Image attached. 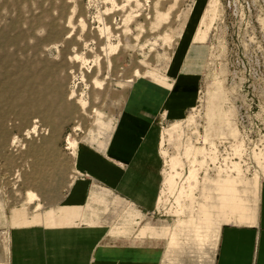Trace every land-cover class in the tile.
Wrapping results in <instances>:
<instances>
[{
	"label": "rangeland",
	"instance_id": "rangeland-1",
	"mask_svg": "<svg viewBox=\"0 0 264 264\" xmlns=\"http://www.w3.org/2000/svg\"><path fill=\"white\" fill-rule=\"evenodd\" d=\"M103 1L0 0V264H5L7 238L11 245V232L16 229L12 215L35 216L58 207L80 176L74 160L79 144L110 135L134 84L153 81L169 87L166 70L176 66L189 48L190 55L180 64L191 63L189 70L199 73L197 103L183 120L160 122L164 173L172 172L169 161L180 157L184 145L203 148L208 158L215 143L217 161L206 163L211 177L228 159L224 167L238 163L244 178L258 177L257 195L264 185V0H177L176 9L158 29L151 28L155 12H163L175 0L162 7H155V0H139L138 10L131 2L130 32L120 35V40L118 35L112 37L110 45L118 48L106 56L101 49L107 41L98 37L103 26L95 15L105 8L115 11L116 4L125 0H115V5ZM114 14L111 29L121 19L120 13ZM107 58L112 60L109 70ZM216 79L221 82L220 93L213 91ZM181 81L193 82L189 77ZM227 109L233 111L231 121L239 134L224 140L217 131L219 114ZM190 116L195 117L193 126L187 121ZM176 123L181 132L170 143L164 130ZM195 126L199 137L192 134ZM69 140L76 141L75 151ZM239 141L244 145L242 153L235 151ZM181 162L182 168L175 169L181 177L170 184L163 177L155 211L146 217L110 195L92 201L110 214L103 222L105 234L111 229L112 236L127 237L136 249L144 248L136 250L137 257L145 251L153 264H214L220 230L217 241L214 228L200 230L201 242L183 230L174 247L168 245L179 220L176 199L188 171V163ZM198 176L203 177V172ZM28 192L36 197L29 205ZM257 195L243 224L253 220ZM194 197L200 201L198 190ZM180 203L183 212H189L187 194ZM34 204L41 208L35 210ZM131 213L138 215L134 222L128 218ZM181 219L186 220V215Z\"/></svg>",
	"mask_w": 264,
	"mask_h": 264
},
{
	"label": "crops",
	"instance_id": "crops-1",
	"mask_svg": "<svg viewBox=\"0 0 264 264\" xmlns=\"http://www.w3.org/2000/svg\"><path fill=\"white\" fill-rule=\"evenodd\" d=\"M191 49L183 51L180 62ZM180 62L166 70L169 87L153 81L133 85L105 140L79 144L74 160L80 176L58 207L35 216L12 215L16 229L11 232L9 264H153L143 250L137 257L142 247L136 249L127 237L112 236L111 229L105 234L103 222L110 214L92 200L110 195L143 217L155 211L164 170L160 122L183 120L197 103L199 73L189 70L191 63ZM185 77L192 84H183ZM256 201L258 212L255 208L251 223L221 227L214 264H264V185ZM137 216L128 218L134 222Z\"/></svg>",
	"mask_w": 264,
	"mask_h": 264
},
{
	"label": "bare ground",
	"instance_id": "bare-ground-1",
	"mask_svg": "<svg viewBox=\"0 0 264 264\" xmlns=\"http://www.w3.org/2000/svg\"><path fill=\"white\" fill-rule=\"evenodd\" d=\"M114 1L115 0H104L103 3L110 2L113 5H115ZM131 2L134 3L133 5L135 8L134 7L133 8L138 10L137 8H139L140 6L139 0H125L120 5L116 4L115 11L113 9H112L113 11L109 10L105 8L104 6L105 9L102 11L99 8L102 12L99 10L100 12L97 14V16L95 15V17H97V21L100 22L103 26L101 27V29H98L96 27V29H98V32H99L98 37L100 39H105L107 41V43L105 42L106 46L104 45L105 46L104 49L102 48L104 46L102 47L100 46L105 56L110 55V53L113 51L115 52V50H117L118 48L117 47L118 45L117 46L113 44L110 45L109 41L112 37L117 38V35H118L119 38L117 39L120 40V35L125 36L128 32H130L127 25H128V22H130L129 19H131V16H132L129 13V10H131V4H130ZM164 2L167 3L168 0H155L154 1L155 7L157 6L162 7ZM176 3H177V0L171 3L169 7L163 12L160 10L158 12H155L154 23L151 24V28L158 29L161 27L162 24H165L170 18L171 12L174 9H176ZM110 6L111 5H109L108 8ZM115 12L120 13L121 19L119 23L115 24L116 25L115 29L113 28L111 29L110 26L108 25H111L115 21L116 19V14H114ZM82 21L83 20H81L79 24L82 23L81 25L85 28L86 23L83 24ZM120 25L121 27H119ZM82 29L83 28L81 27L82 32H84L83 30H86V28L83 30ZM116 44H121V43L116 42ZM72 57L73 56H71V59H74ZM106 63L108 67L107 69L109 70V66H112L111 64L112 60L107 58ZM44 73H48V69H45ZM135 73L138 74L137 71ZM42 80L43 79H41V82ZM93 81L96 85L99 84L98 83L99 81L97 80H93ZM128 82H131V81H128ZM220 83L221 82L217 81V79L214 81V85H216V88H214L213 90L214 92H218V93L222 92V89L217 87L220 85ZM219 115L221 118V122H220V125H218V131H217L218 136L224 140L226 136H229L235 139L239 133L231 121L233 117V111L232 110L229 111L228 109L227 111L223 110V112L221 111ZM194 118L195 117L190 116L189 119L187 120L188 123H190L192 126L195 123ZM164 132H165L167 141L171 143V140L173 139V137L175 135H177L178 137L181 131L179 129V124H175V125H172L170 128H168L167 130H164ZM198 133L199 132L196 127L195 132L192 134H196L199 137L200 135ZM165 136L161 135L162 137L161 139L164 140ZM207 140L208 139L206 138L202 139V141H204L205 143L207 142ZM67 143L71 150H74V151L76 150L77 144L75 140H72V141L69 140ZM243 146H244L243 143H240L239 141V146L237 145V147L235 148V151L236 152L239 151L240 153H242ZM210 149L211 151L207 158V155H208L207 151L205 152L203 148H194L191 144L184 145V147L181 149L180 157L176 159H173L174 158L173 157L172 160L169 161L171 163L169 164L170 165L169 168L171 167L172 172L169 173V170H168V173H164L163 171L164 181L170 184L174 182L177 178L181 177V174L177 173L175 169L182 168V165H183L182 164L183 162H181L182 159H184L188 163L187 165L188 171L185 175V179L183 183L184 185H182L179 196L176 199V203H178L181 207L179 206V210L177 212L179 216V220L177 221L174 229L169 235L168 245L170 249L174 247V245L176 244L177 235L183 230L191 231L193 233L194 239L198 242H201V238H203L204 236L200 235V230L202 229L208 230L212 227L214 228L212 232L213 238L215 241H217L218 232L223 224H227L230 221H235L237 224H243L249 220L248 217H249L251 209H253V206H254L253 203L255 202L254 200L258 192V184H259L258 177L253 176L251 178H244L242 176L243 171L240 170L239 168L240 164L238 163H230L229 167L228 166L224 167L226 166L225 163H227L228 159L227 160L223 159V165H219L218 167H216L215 168L216 173L215 175L211 177V175L208 174L209 169L206 166V163L208 161L212 165L213 164L215 165V161H217L215 143H211ZM162 154H164V156L166 155L165 152H163ZM201 172H203V177L200 178L198 175ZM197 190L199 191V194H200V201L198 202L196 200L199 198L195 199L194 197V193ZM185 194H187V197L190 200L189 212L187 213L183 212L184 206H182L180 203V198H182V196ZM35 198L36 197L34 194L28 192L26 203L28 205L32 204ZM34 208L35 210H38L39 208H41V205L34 204ZM182 215L183 216L186 215L187 219L182 220L181 219ZM7 242H8V245L6 247L5 264H9V237L7 238Z\"/></svg>",
	"mask_w": 264,
	"mask_h": 264
},
{
	"label": "built area",
	"instance_id": "built-area-1",
	"mask_svg": "<svg viewBox=\"0 0 264 264\" xmlns=\"http://www.w3.org/2000/svg\"><path fill=\"white\" fill-rule=\"evenodd\" d=\"M242 164L244 165V162Z\"/></svg>",
	"mask_w": 264,
	"mask_h": 264
}]
</instances>
